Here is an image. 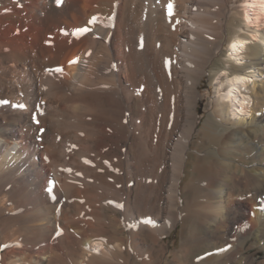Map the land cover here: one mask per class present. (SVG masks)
<instances>
[{
	"label": "bare ground",
	"instance_id": "1",
	"mask_svg": "<svg viewBox=\"0 0 264 264\" xmlns=\"http://www.w3.org/2000/svg\"><path fill=\"white\" fill-rule=\"evenodd\" d=\"M245 1L0 0V264H264V0Z\"/></svg>",
	"mask_w": 264,
	"mask_h": 264
},
{
	"label": "rangeland",
	"instance_id": "2",
	"mask_svg": "<svg viewBox=\"0 0 264 264\" xmlns=\"http://www.w3.org/2000/svg\"><path fill=\"white\" fill-rule=\"evenodd\" d=\"M255 28L258 29L259 31H263V29H264L263 26H259L258 27V26H255L253 23H250V33H252V30H254ZM238 31L241 32V33L244 32L243 30H238ZM254 40H255L254 42H258L259 41L258 39H254ZM246 42H248V40ZM249 44H251V42ZM228 45L229 44L224 43L220 47V49L218 50V52H217L218 59L220 61H222V62H225L226 60H229L228 58H230L229 57V55H230V46H228ZM232 58H233V60H235V63H237V64H241L243 62V60H240L239 59V58H241V56L240 57L238 56V59L236 57H232ZM263 71H264V68H261L260 71L257 70V76L255 78H253V80L255 79V81H257V82L259 81L260 82L263 79L262 73H261ZM247 78L252 81V78L250 77L249 74H247ZM219 82H220V79H217L216 82H214L213 84H211L207 79L204 80L203 87L201 88V90H202L201 91L202 92V98L200 99V104H201L200 105L201 106L200 107V115H204V119L207 118V116H208L207 115V110L210 107V105L213 103V100L218 95L217 90H215V89H217V84H219ZM251 106H253V102H252ZM237 117L238 118L241 117L243 119H249V118L252 117V115H249L248 114V116L242 117V116L239 115V113H237ZM193 146H194V143H193ZM191 196H192V193L191 192H189V193L186 194V197H191ZM194 227H195V225L192 224L191 225V228H190V231H189L190 232V235L193 234V232H194L193 230H195ZM167 237L165 238V241L169 245H167L168 248H166V252H167V255L166 256L169 257V256H171L172 251H174V250H176V248H179L180 247V244H181V231H180V228H177L175 230V232H173L170 236H167ZM197 252H199V251L198 250L194 251L190 255V257H193ZM251 253H255V255H256V257H257L258 260H264V258H263L264 257V250L260 249L259 247H256V248L252 249L251 250ZM171 258H173V256H171Z\"/></svg>",
	"mask_w": 264,
	"mask_h": 264
},
{
	"label": "snow or ice",
	"instance_id": "3",
	"mask_svg": "<svg viewBox=\"0 0 264 264\" xmlns=\"http://www.w3.org/2000/svg\"><path fill=\"white\" fill-rule=\"evenodd\" d=\"M61 3V0H57V4L59 5ZM168 8H169V14L171 15V14H173V5L172 4H169L168 5ZM233 47H235V45H233ZM76 61H72L71 63H75ZM21 107H23L22 105H21Z\"/></svg>",
	"mask_w": 264,
	"mask_h": 264
}]
</instances>
